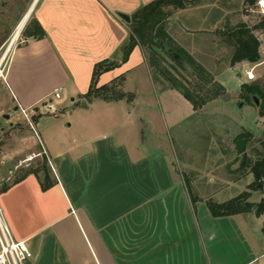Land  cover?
Wrapping results in <instances>:
<instances>
[{
    "label": "crops",
    "instance_id": "1",
    "mask_svg": "<svg viewBox=\"0 0 264 264\" xmlns=\"http://www.w3.org/2000/svg\"><path fill=\"white\" fill-rule=\"evenodd\" d=\"M152 1L33 0L30 16L35 14L45 36L26 33L19 44L0 46L6 47L3 61L9 56L2 77L13 108L40 110L37 125L46 115L55 118L39 132L31 124L39 142L31 133L28 137L46 156L48 183L30 172L0 190L4 218L15 239L32 251L30 264H264V212L256 214L255 205L248 215L215 217L207 197L193 199L175 168L173 144L199 110L176 88L159 92L168 101L179 96L183 102L182 110L167 102L172 113L182 115L172 120L178 130L170 151L160 114L149 103L154 94L144 87L152 79L145 49L137 45L127 59L131 30L118 13L132 19ZM241 21L243 14L231 13L227 0H196L174 11L166 30L194 53L200 50L196 36H207L210 50L217 43L213 35ZM214 52L207 59L212 64ZM104 61L114 66L98 76L97 87L121 78L123 93L133 96L130 103L127 96L92 102L84 97ZM236 65L215 76L228 86L223 74ZM241 83L237 78L236 94ZM66 95L72 103L62 106ZM147 134L159 148L148 149Z\"/></svg>",
    "mask_w": 264,
    "mask_h": 264
},
{
    "label": "rangeland",
    "instance_id": "2",
    "mask_svg": "<svg viewBox=\"0 0 264 264\" xmlns=\"http://www.w3.org/2000/svg\"><path fill=\"white\" fill-rule=\"evenodd\" d=\"M32 1L33 0H0V46L2 42L9 43V41H11L17 25L21 21V18H23V13L27 10ZM227 1L231 13H238L240 15L242 13L245 22L247 21L246 23L249 24L250 27L258 23L260 20L261 16L255 13H250L248 16H245L244 0ZM176 10L177 9L174 6H168L165 8V11L168 13L164 19L165 24L170 15ZM34 15L35 14H32L30 16L14 45H17L22 41L27 29L33 25V22L36 19ZM254 31L261 39V59L255 63L246 61L239 63L234 67L235 69L233 71H227V74L224 73L223 75L228 77V86H225L222 79L219 80L217 78L218 75L216 77L215 74L221 72L224 68H228L234 46L227 41H224L219 35V32L212 36V38L217 40V43L215 42V45L213 44L214 47L211 48L212 51L211 49L207 50L208 39L205 38L207 36L202 35L201 37L204 39H201L199 37L200 35H198L196 38L199 39L200 45L198 48L200 50L191 53V48L184 47V40H181L180 42L175 40L167 31L175 44L185 49L196 60V62L214 77L215 81L221 83L225 87V93L198 108L199 114H197L193 120L188 122L186 128L181 129L185 132V136H181L179 143L173 144L174 149L172 150V154L173 160L175 161V168L180 174V177L184 180L186 186L189 188L191 192L190 195L193 199H198L200 196H204L207 197L206 199L208 200L211 199L219 202L224 198H230L232 196L236 197L248 191L249 185L254 180L253 174L249 173L247 168H239L241 160L233 143L234 137L243 131V127L251 130L255 134L257 141H255L249 148L248 152L253 159H256L258 157L257 150L261 147L260 140L264 138V117L260 118L258 106L254 103L253 99L244 100L241 98L240 93L242 85L239 94H236L233 90L237 78L240 79L242 83L251 84L259 82L264 88V32L261 30ZM5 49L6 47L3 49L0 48V60L2 59L1 57ZM211 52L215 53V63L213 64L207 61L208 58H211ZM145 55L148 62L149 54L147 49H145ZM163 55L169 64L170 71L176 74L193 92H195L193 84L195 86L199 82L204 85L207 84L203 81V77L199 73L200 71L193 66H188L187 69H183L173 63L172 59L166 54ZM8 58L9 56L6 57L1 64V72H4V75H6L5 71ZM149 66L151 68L152 79L149 78L147 82L144 83V87L151 90L154 94V100L149 99V103L156 105V109L160 114L159 119L161 122L163 121V127L165 128L163 129V132L165 133L163 135L165 137L164 140L171 151L172 142L173 139L177 138L176 131L178 130L175 129L171 123L172 120L176 121L182 115H178L180 113L177 112H175V114L172 113L167 107V102L172 105L173 109L177 110H182L183 102L179 96H174L172 99L169 98V101L168 97L165 99L163 96H159V92L164 87L170 86L162 76L156 74L151 65ZM246 67L255 68L258 77L257 80L251 82L245 81L243 75H245ZM1 75L2 73H0V190L13 183L18 177L28 172H32L33 170L40 173L42 177H45L46 173H48V169H45L47 160L45 154L42 153V147H34L28 144L30 133L35 140L39 142L37 135H35L34 131L30 129L32 127L31 124H34V116L43 115V113H40V110L33 112L31 109L27 111L29 117H26L21 111V113L15 111L10 99L4 94V90L5 93H7L9 88L6 87V81ZM120 81V84H116L118 83V80L114 83L115 87L109 92L111 95H116V92L122 91L121 86L123 80ZM188 81H190V83ZM109 84L112 85V83ZM210 88L215 90L214 85L207 84L203 89L204 92H202L204 96L205 92ZM126 99L127 102L130 103V101L133 100V96H131L130 93H127ZM185 99L187 98L185 97ZM143 100H146V98H143ZM57 101L58 99H55L54 104H56ZM62 101V106L70 105L72 103L70 96L68 95H66ZM79 101H81V99L77 100V102ZM242 102L244 103L243 106H241ZM46 103L49 104L50 102L48 101ZM6 113L11 114L10 119H6L3 116ZM33 113L36 114L33 115ZM45 113L48 114L49 112ZM128 116L127 120L130 118ZM54 120L55 118L53 115H46L42 118L41 124H34L33 127L39 132L45 124ZM159 130L162 132V128H159ZM146 132L148 133L147 129ZM152 139L151 135L147 134L146 140L149 150L160 147L155 143H150L153 141ZM208 140L211 143H209ZM39 150H41V153H39L38 156H35V151ZM262 194H264V190L252 191L248 201L257 205L262 198ZM253 209L251 211L243 212V214L248 215L253 212ZM263 219L264 217H261L260 220Z\"/></svg>",
    "mask_w": 264,
    "mask_h": 264
},
{
    "label": "trees",
    "instance_id": "3",
    "mask_svg": "<svg viewBox=\"0 0 264 264\" xmlns=\"http://www.w3.org/2000/svg\"><path fill=\"white\" fill-rule=\"evenodd\" d=\"M196 0H154L140 9H138L132 16L129 23L131 30V39L125 49L127 59L133 49L137 45H141L144 49H147L149 54V65L154 69L156 74L162 76L171 88L179 90L195 107L198 109L208 101H211L223 93H225V87L214 80V77L209 74L204 67H202L196 60L182 47H179L173 39L169 36L166 30V24L164 19L168 15L165 8L168 6H174L176 9L186 8L193 4ZM234 1V0H233ZM257 0H244L245 7L247 5L252 6ZM229 6V5H228ZM254 30H261L264 32V16H261L258 23L252 27L244 21L238 22L235 25H228L226 29L220 32V36L224 41H227L234 50L230 57V66H235L242 62H258L261 59V39L256 35ZM27 34L36 38H42L46 32L41 25L35 21L27 31ZM25 33V34H26ZM163 52V53H161ZM163 54L170 57L177 66L183 69H187L188 66H193L200 71L199 73L203 77V81L207 84H212L215 90L211 88L205 92V96L202 92L206 85L200 82L196 84L195 92H193L176 74L170 71L169 64ZM113 63H107L104 61L96 66L93 76V82L88 93L84 96L87 101L92 102L96 98H102L105 100L121 99L127 96L123 91L116 92V95H111L109 92L115 87L114 83L120 79L113 80L110 84H105L97 87L98 76L105 70L112 68ZM174 67L173 65H171ZM120 81V82H119ZM190 83V81H188ZM132 96V95H131ZM241 98L253 99L257 96L260 99L258 106L259 116L264 117V88L259 82L243 83L240 93ZM257 141L254 133L251 130L243 129L238 133L234 139L235 150L240 156L241 165L239 168L245 169L254 176L253 182L249 185L248 191L233 197L225 202H216L208 200L207 205L211 214L215 217L231 216L246 211H251L255 206L248 201L252 191L264 190V138L260 140V149L257 150L258 157L253 159L249 154V148ZM47 169V164H45ZM32 172H36L33 170ZM30 173V172H28ZM28 173L18 177L13 183L22 180ZM37 173V172H36ZM47 183L49 180V174L45 175ZM48 186V184H47ZM256 214L260 215L264 212V198L257 204Z\"/></svg>",
    "mask_w": 264,
    "mask_h": 264
},
{
    "label": "built area",
    "instance_id": "4",
    "mask_svg": "<svg viewBox=\"0 0 264 264\" xmlns=\"http://www.w3.org/2000/svg\"><path fill=\"white\" fill-rule=\"evenodd\" d=\"M245 12L247 16L250 13L264 16V0H257L254 5L245 7ZM245 75L247 82L258 78L254 67H246ZM55 97H61L60 88L55 90ZM49 108L52 109V106ZM20 109L28 117L27 109L22 107ZM32 257L30 248L24 242L15 239L0 207V264H30Z\"/></svg>",
    "mask_w": 264,
    "mask_h": 264
},
{
    "label": "water",
    "instance_id": "5",
    "mask_svg": "<svg viewBox=\"0 0 264 264\" xmlns=\"http://www.w3.org/2000/svg\"><path fill=\"white\" fill-rule=\"evenodd\" d=\"M34 6H35V4H34ZM34 6L32 7V9L29 11V13H28V17H27V21H28V18L30 17V14H31V12H32V10H33V8H34ZM118 16L120 17V18H122L123 20H125L127 23H130L131 22V16L130 15H128V14H125V13H122V12H119L118 13ZM27 21H26V23H27ZM25 23V24H26ZM253 100H254V103L256 104V105H259L260 104V100H259V98L257 97V96H254V98H253ZM244 105V103L242 102V104H241V106H243ZM19 109V105H17L15 108H14V110L15 111H17ZM6 119H10V117H11V114L10 113H6V114H4L3 115ZM12 124V123H11Z\"/></svg>",
    "mask_w": 264,
    "mask_h": 264
},
{
    "label": "bare ground",
    "instance_id": "6",
    "mask_svg": "<svg viewBox=\"0 0 264 264\" xmlns=\"http://www.w3.org/2000/svg\"><path fill=\"white\" fill-rule=\"evenodd\" d=\"M35 2V1H34ZM33 2V3H34ZM33 3L31 4V6H30V8L28 9V11L25 13V15L23 16V18L21 19V21L19 22V24L17 25V28H16V30H15V32H14V34H13V37H12V39H11V42H10V44L9 45H12L17 39H18V37H19V35H20V33H21V31L23 30V28H24V25H25V23H26V21H27V15H28V13H29V11L31 10V8H32V5H33ZM9 48V47H8ZM2 62H3V58L0 60V73H3V72H1V64H2ZM2 76V75H1Z\"/></svg>",
    "mask_w": 264,
    "mask_h": 264
}]
</instances>
